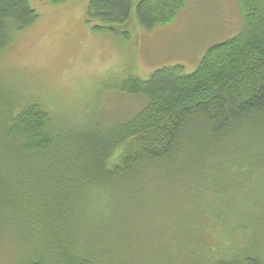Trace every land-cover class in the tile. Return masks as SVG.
Segmentation results:
<instances>
[{"label":"trees","instance_id":"16d2710c","mask_svg":"<svg viewBox=\"0 0 264 264\" xmlns=\"http://www.w3.org/2000/svg\"><path fill=\"white\" fill-rule=\"evenodd\" d=\"M189 1L89 0L85 15L94 30L127 36L130 28L170 24ZM237 3L241 30L209 46L192 72L176 63L141 78L127 63L116 80L106 78L105 92L141 101L123 119L111 121L109 113L92 124L76 116L59 123L45 104L16 98L0 81L1 263L264 264V247L244 236L264 219L260 201L238 195L240 207L232 199L241 225L224 232L243 235L224 252L213 226L198 239L153 240L141 236L146 224L139 219L162 203L157 190L189 187L220 159L242 178L238 186L230 181L232 190H256L264 200V0ZM36 19L29 0H0V53ZM155 245L169 254L177 246L178 256L154 263L142 251Z\"/></svg>","mask_w":264,"mask_h":264},{"label":"rangeland","instance_id":"374dc122","mask_svg":"<svg viewBox=\"0 0 264 264\" xmlns=\"http://www.w3.org/2000/svg\"><path fill=\"white\" fill-rule=\"evenodd\" d=\"M88 1L29 0L37 14L36 21L16 33L12 44L0 53L3 85L15 91L16 98L36 99L45 104L46 108L43 107L59 123L75 116L87 124L96 123V119L105 118L109 113L111 121L129 116L140 107L141 101L105 92L107 77L116 80V73L127 63L141 78H147L159 67L176 63L183 65L184 73H190L209 46L236 35L243 26L237 0H190L170 24L150 29L130 28L125 36L118 31L94 30V23L85 15ZM208 166L212 170L204 176H194L187 183H192L189 187L154 193L161 195L162 203L151 210L145 208L140 214V223L146 224L142 237L159 240L168 234H186L198 239L205 227L213 226L215 230L211 234L222 239L220 252L230 246L231 239L242 237L243 233L227 235L224 232L229 226L241 225L240 216L232 211V199L240 207L244 206L243 201H236L238 195L246 197L245 201L251 199L250 204L255 206L258 201L264 204V200H259L256 190L242 194L241 188L236 189L242 178L231 175L228 161L220 159ZM230 181L237 185L235 190L229 186ZM251 210L254 214L261 212ZM13 219L9 215L8 223L14 222ZM182 220L190 222L185 229L180 226ZM252 223L259 228L253 224L255 229L244 236L254 237L264 247V219ZM11 246L18 250L16 244L11 242ZM173 247L171 254L157 245L142 252L154 255L156 263L162 259L168 261L170 255L178 256L177 246ZM16 253L11 255L10 251V258Z\"/></svg>","mask_w":264,"mask_h":264}]
</instances>
